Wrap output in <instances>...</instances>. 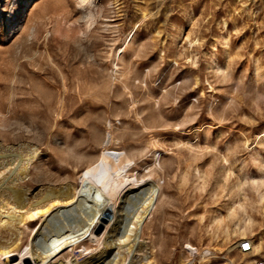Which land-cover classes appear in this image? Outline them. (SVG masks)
<instances>
[{"label":"rangeland","instance_id":"1","mask_svg":"<svg viewBox=\"0 0 264 264\" xmlns=\"http://www.w3.org/2000/svg\"><path fill=\"white\" fill-rule=\"evenodd\" d=\"M6 1L0 152L39 145L45 180L95 169L100 205L159 181L127 264L264 261V0Z\"/></svg>","mask_w":264,"mask_h":264},{"label":"bare ground","instance_id":"2","mask_svg":"<svg viewBox=\"0 0 264 264\" xmlns=\"http://www.w3.org/2000/svg\"><path fill=\"white\" fill-rule=\"evenodd\" d=\"M41 153L34 142L0 152V258L12 264H127L161 201V183L150 176L125 180L100 205L103 182L95 169L75 179L45 180ZM97 228L103 230L100 236ZM251 243L254 252L258 246ZM188 247L193 259L213 255Z\"/></svg>","mask_w":264,"mask_h":264},{"label":"built area","instance_id":"3","mask_svg":"<svg viewBox=\"0 0 264 264\" xmlns=\"http://www.w3.org/2000/svg\"><path fill=\"white\" fill-rule=\"evenodd\" d=\"M244 244H247L248 245V248H245L243 245ZM239 249H240V251L242 252V253H251L252 252V250H253V245H252V243H251V241H249V240H243L242 242H241V244H240V246H239ZM258 264H264V261H262V262H259Z\"/></svg>","mask_w":264,"mask_h":264},{"label":"snow or ice","instance_id":"4","mask_svg":"<svg viewBox=\"0 0 264 264\" xmlns=\"http://www.w3.org/2000/svg\"><path fill=\"white\" fill-rule=\"evenodd\" d=\"M243 246H244L245 248H248V245H247V244H244Z\"/></svg>","mask_w":264,"mask_h":264}]
</instances>
